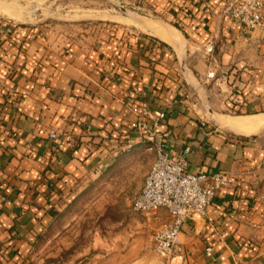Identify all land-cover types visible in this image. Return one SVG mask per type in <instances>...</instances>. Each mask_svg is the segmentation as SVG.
I'll return each instance as SVG.
<instances>
[{"label": "crops", "instance_id": "1", "mask_svg": "<svg viewBox=\"0 0 264 264\" xmlns=\"http://www.w3.org/2000/svg\"><path fill=\"white\" fill-rule=\"evenodd\" d=\"M131 1L181 39L116 23L73 38L0 19V264H31L52 207L150 145L134 126L144 103L166 113L157 140L191 149V172L228 180L182 227L180 251L156 264H264V127L224 124L264 116V20L247 30L222 16L227 0Z\"/></svg>", "mask_w": 264, "mask_h": 264}, {"label": "rangeland", "instance_id": "2", "mask_svg": "<svg viewBox=\"0 0 264 264\" xmlns=\"http://www.w3.org/2000/svg\"><path fill=\"white\" fill-rule=\"evenodd\" d=\"M16 4L28 13L17 20L0 13V19L24 25L49 24L62 28L68 37L95 35L104 24L129 27L123 10L147 21L148 12L131 0H0ZM104 17V18H103ZM220 84L219 88H222ZM230 115H239L233 112ZM259 132H264L262 129ZM133 158L90 176L68 200L52 207L51 218L39 234L31 264H156L154 234L158 214L133 210L155 151L150 145L131 148ZM160 259V258H159Z\"/></svg>", "mask_w": 264, "mask_h": 264}, {"label": "built area", "instance_id": "3", "mask_svg": "<svg viewBox=\"0 0 264 264\" xmlns=\"http://www.w3.org/2000/svg\"><path fill=\"white\" fill-rule=\"evenodd\" d=\"M221 14L253 31L263 25L264 0H227ZM206 51L213 54L214 45L210 43ZM212 75L209 73V76ZM140 115L142 119L134 126L146 135L156 157L141 191L132 200V208L142 214H159L162 210L166 212L167 219L154 234V251L160 257L170 260L181 249L182 227L194 217L206 215L213 199L228 184V180L222 172H191L189 147L176 153L168 142L157 140L166 117L164 111L154 114L144 103ZM57 137L56 132L50 133V138ZM211 251L212 248H207L209 255Z\"/></svg>", "mask_w": 264, "mask_h": 264}, {"label": "bare ground", "instance_id": "4", "mask_svg": "<svg viewBox=\"0 0 264 264\" xmlns=\"http://www.w3.org/2000/svg\"><path fill=\"white\" fill-rule=\"evenodd\" d=\"M0 13L13 19L22 20L28 17V13L16 4H3L0 3ZM104 18V17H103ZM122 22L126 24H137L144 28H151L154 33L159 34L160 37L166 38L169 42H176L179 37V33L175 28L164 27L160 24L154 23V21H146L137 16H130V18L122 17ZM181 39V38H180ZM183 39V38H182ZM179 43L184 44V41L178 40ZM228 118V119H227ZM224 124L237 131H257L264 127V116L255 115L249 117H226Z\"/></svg>", "mask_w": 264, "mask_h": 264}, {"label": "water", "instance_id": "5", "mask_svg": "<svg viewBox=\"0 0 264 264\" xmlns=\"http://www.w3.org/2000/svg\"><path fill=\"white\" fill-rule=\"evenodd\" d=\"M129 16H137L138 17V15H136L135 13H133V12H131V11H129L128 9H123ZM182 68H183V70H184V72H185V74H188V70L186 69V67H185V61L184 60H182ZM211 112L213 113V111L211 110Z\"/></svg>", "mask_w": 264, "mask_h": 264}, {"label": "trees", "instance_id": "6", "mask_svg": "<svg viewBox=\"0 0 264 264\" xmlns=\"http://www.w3.org/2000/svg\"><path fill=\"white\" fill-rule=\"evenodd\" d=\"M174 25H176V26H178V24L177 23H175ZM184 33H185V31H184ZM238 113H239V111H237ZM138 194V193H137Z\"/></svg>", "mask_w": 264, "mask_h": 264}]
</instances>
